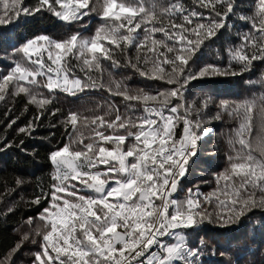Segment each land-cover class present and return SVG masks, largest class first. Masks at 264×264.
Instances as JSON below:
<instances>
[{"label":"snow or ice","instance_id":"6c2138e0","mask_svg":"<svg viewBox=\"0 0 264 264\" xmlns=\"http://www.w3.org/2000/svg\"><path fill=\"white\" fill-rule=\"evenodd\" d=\"M89 5L90 0H38L34 8H29L22 0H0V24L42 9L65 22L79 20L92 11L103 21L90 38L76 33L58 41L41 35L16 49L24 62L17 61L0 80V100L4 99L6 85L12 82L17 93L28 95L30 102L43 110L51 98L41 95V87L50 93L59 90L75 96L96 86L90 75L81 79L66 66L69 58L86 73L102 71L101 61L119 66L114 53L132 46L138 53L142 51V56H137L145 66L143 70L137 68L141 75L166 77V83L174 87L157 94L132 92L120 83L108 88L128 101L133 111L135 104L142 105L141 115L121 116L116 110L114 119L106 120L108 113L86 116L69 112L65 120L72 129L68 142L50 153L56 183L52 185L50 206L38 217L43 230H34L42 243L32 264H199L203 241L201 246L191 247L187 236L177 230L198 226L207 213L198 191L188 190L184 200L173 198V193L178 178L185 174L188 159L196 153L197 141L211 130L200 132V121L189 118L191 106L179 101L190 80L231 69V65L228 70L207 65L198 73L186 72L204 39L214 36L229 15L235 14V0H200V7L210 8L216 17L207 24L193 23L194 17L203 19V13L189 11L184 15L180 0H171L162 8L155 0H95ZM171 12H180L183 22L163 23L161 17ZM241 19L248 22L251 32L244 35L240 48L230 50V55L246 71L253 61L264 60V0H258L251 16ZM142 25H146L143 34ZM157 32L164 38H155ZM45 57L50 63H45ZM41 76L45 77L43 82L38 79ZM260 83L264 85V79ZM172 99L178 102L169 107ZM166 108L174 115H165ZM221 108L238 121L234 135L228 139L232 149L227 156L228 167L218 177L224 181L221 195L225 199H216L221 205L228 203V222L253 208L264 209V92L239 102H222ZM176 119L184 125L178 140L174 134ZM20 131L30 134L31 125ZM126 141H130L127 147ZM73 181L91 194H79ZM43 198L47 197L37 196L34 203L39 204ZM32 222L30 217L28 223ZM165 237H172L173 242H166ZM29 238L25 234L21 241ZM20 246L0 258V264H14L12 256Z\"/></svg>","mask_w":264,"mask_h":264},{"label":"trees","instance_id":"16d2710c","mask_svg":"<svg viewBox=\"0 0 264 264\" xmlns=\"http://www.w3.org/2000/svg\"><path fill=\"white\" fill-rule=\"evenodd\" d=\"M155 2L162 8L167 7L171 0ZM180 2L184 15L189 11L203 13L204 18L194 17L193 23L207 24L209 19H216L210 8L200 7V0ZM22 3L23 6L34 8L38 0H22ZM93 3L95 0H90L89 6ZM257 3L258 0H235V14L229 15L225 26L218 29L214 36L204 39L186 69V72L190 70L198 73L207 65L225 70L231 65V69L224 74L206 75L190 80L179 101L185 106H191L193 110L190 111L189 118L200 121V132L211 130L197 141L196 153L188 159L185 174L178 178L177 191L173 193V198L184 200L188 190L193 193L198 191L201 207L207 213L198 226L183 229L189 246H201L200 242L203 241V255L199 257V264H264V209L253 208L238 219L226 222L225 217L231 211L228 203L221 205L216 199H225L221 195L224 181L218 180V177L228 167L227 156L232 152L228 139L234 135L238 126L237 120L223 112L221 104L239 102L264 92V85L260 83L264 79V60L257 59L246 71H242L241 65L230 55V50L240 48L244 35L251 32L250 25L241 16H251ZM217 7L220 8L219 5ZM161 19L165 24L169 21L176 24L183 22L180 12H171L169 16ZM102 23L95 11L88 12L79 20L65 22L52 12L42 9L34 15L22 14L11 22L0 24V80L11 72L17 61L24 62V57L16 49L21 48L27 41L41 35L59 41L76 33L80 37L90 38ZM145 26L142 25L141 34ZM155 38L164 37L157 32ZM138 55L142 56V51L138 53L134 46L123 52L116 51L114 58L119 61V66L103 60L102 71L91 73L81 71L82 66L69 58L66 66L81 79L90 75L96 86L86 88L75 96L59 90L50 93L41 87V95L51 98V103L46 104L43 110L31 103L28 95L17 93L14 83L6 85L4 99L0 100V258L20 244L19 251L12 256L14 264H32L35 253L41 251L42 241L35 235L34 230L37 227L43 230V223L38 217L50 206L52 185L56 183L53 180L55 166L50 160V153L68 142L72 129L65 120L69 112L83 113L86 116L108 113L105 115L106 120L114 119L116 110L121 116L141 115L142 105L135 104L133 111L129 108L128 101L121 95L110 93L108 88L114 89L115 83H120L132 92L143 90L157 94L174 87L166 83V77L151 79L141 75L137 68L143 70L145 66L142 59L137 61ZM129 60L132 61L131 64L128 63ZM45 62L50 63L46 57ZM38 79L44 81L42 77ZM177 102L172 99L169 107ZM180 111L182 114L183 109ZM218 114L220 118H217ZM165 115L174 114L166 108ZM174 123V134L178 140L183 135L184 125L179 119ZM29 125L30 134L20 131ZM129 142L126 141L125 147ZM252 147L255 148L254 139ZM81 192L90 195V192ZM41 195L47 198L41 199L39 204L34 203L36 197ZM256 196H260L258 190ZM205 197H210V201L205 200ZM30 217L33 218L31 225L28 223ZM25 234H29L30 238L21 241Z\"/></svg>","mask_w":264,"mask_h":264},{"label":"rangeland","instance_id":"374dc122","mask_svg":"<svg viewBox=\"0 0 264 264\" xmlns=\"http://www.w3.org/2000/svg\"><path fill=\"white\" fill-rule=\"evenodd\" d=\"M34 58H35V57H34ZM45 63H46V62H45ZM41 77H42L43 79H45V77H43V76H41ZM72 183L76 184V185H77V188L80 189L79 194H81V195H85V194H82L81 191H87V192H89L87 189H84L83 186L79 185L78 182L73 181ZM90 194H91V193H90ZM177 231H179V232H183V233L185 234V231H184L183 229H179V230H177ZM185 235H186V234H185ZM164 240H165L166 242H173V238H172V237H165Z\"/></svg>","mask_w":264,"mask_h":264}]
</instances>
